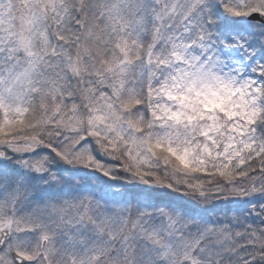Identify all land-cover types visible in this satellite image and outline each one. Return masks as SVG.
Listing matches in <instances>:
<instances>
[{"label": "snow or ice", "instance_id": "6c2138e0", "mask_svg": "<svg viewBox=\"0 0 264 264\" xmlns=\"http://www.w3.org/2000/svg\"><path fill=\"white\" fill-rule=\"evenodd\" d=\"M0 264H264V0H0Z\"/></svg>", "mask_w": 264, "mask_h": 264}]
</instances>
